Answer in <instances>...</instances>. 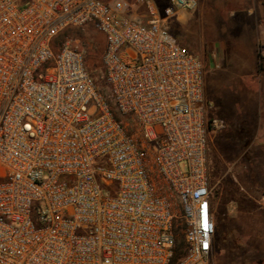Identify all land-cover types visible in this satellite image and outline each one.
<instances>
[{"label": "built area", "instance_id": "1", "mask_svg": "<svg viewBox=\"0 0 264 264\" xmlns=\"http://www.w3.org/2000/svg\"><path fill=\"white\" fill-rule=\"evenodd\" d=\"M194 11L197 0H169ZM123 0H0V264H209L215 233L204 71ZM150 9H154L151 5ZM105 39L117 120L65 29ZM264 51V46L262 47Z\"/></svg>", "mask_w": 264, "mask_h": 264}, {"label": "rangeland", "instance_id": "2", "mask_svg": "<svg viewBox=\"0 0 264 264\" xmlns=\"http://www.w3.org/2000/svg\"><path fill=\"white\" fill-rule=\"evenodd\" d=\"M123 1L126 14L132 18L145 23L155 13L178 42L185 38L193 40L194 30L181 21L183 13L189 12H168L169 0L162 8L154 4L153 10L150 9L152 0ZM65 38L72 46L84 51L91 75L103 82L104 36L91 25H86L68 28L56 37V42ZM181 43L200 58L205 71L201 51ZM240 118V122L225 123L223 129L208 133L206 155L215 222L209 264H264V135L255 138L256 124L247 122L243 116ZM226 186L227 191L233 188L235 193L223 200L221 196H225ZM182 226L183 219L180 218L177 228Z\"/></svg>", "mask_w": 264, "mask_h": 264}, {"label": "crops", "instance_id": "3", "mask_svg": "<svg viewBox=\"0 0 264 264\" xmlns=\"http://www.w3.org/2000/svg\"><path fill=\"white\" fill-rule=\"evenodd\" d=\"M165 1L151 2L162 8ZM183 14V25L194 30L195 35L193 40L185 38L180 43L200 50L204 60L206 116L225 123L240 122L243 116L247 122L256 124L253 135L261 138L264 135V0H197L196 9Z\"/></svg>", "mask_w": 264, "mask_h": 264}, {"label": "trees", "instance_id": "4", "mask_svg": "<svg viewBox=\"0 0 264 264\" xmlns=\"http://www.w3.org/2000/svg\"><path fill=\"white\" fill-rule=\"evenodd\" d=\"M68 30L65 29L63 32H61L60 34H64L66 31ZM96 83L99 86V89L101 91V93L103 94L105 100L107 101L110 109L112 110L113 114L115 115L116 119L121 121L123 119V116L119 113V111L116 109V106L114 104V100L112 98L109 86L107 85V83L105 82V80H103V82H98L97 79L94 77ZM207 117V122L209 123L212 119L209 115L206 116ZM235 193V190L233 188H231V190L227 191V186L225 189V196H221V199H227V197H229L231 194L233 195ZM233 198H230V200H232ZM213 202H214V198H213ZM176 245H175V252H174V256L172 258L171 264H174L178 258H180L183 253H184V239H183V233L180 231V228L176 229ZM214 239L213 238V243H214Z\"/></svg>", "mask_w": 264, "mask_h": 264}]
</instances>
